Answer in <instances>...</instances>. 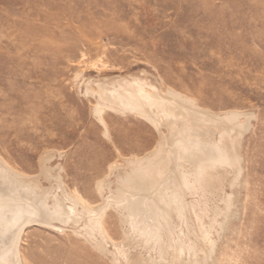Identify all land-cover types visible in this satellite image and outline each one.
Instances as JSON below:
<instances>
[{"label":"rangeland","instance_id":"rangeland-1","mask_svg":"<svg viewBox=\"0 0 264 264\" xmlns=\"http://www.w3.org/2000/svg\"><path fill=\"white\" fill-rule=\"evenodd\" d=\"M125 79L172 89L216 115L238 114L231 137L240 168L198 209L206 223L222 211L217 245L206 250L217 252L198 259L264 264V0H0V156L42 190L76 191L97 207L109 168L160 147L151 122L97 111L98 85ZM107 210L113 242L87 218L32 223L21 235V264H189L167 242L163 255L141 245L119 211ZM185 233L194 241V231Z\"/></svg>","mask_w":264,"mask_h":264},{"label":"bare ground","instance_id":"bare-ground-1","mask_svg":"<svg viewBox=\"0 0 264 264\" xmlns=\"http://www.w3.org/2000/svg\"><path fill=\"white\" fill-rule=\"evenodd\" d=\"M125 81L120 80L118 86L98 85L101 100L97 111L101 114L104 110H114L151 122L159 131L160 147L142 159L132 157L134 159L131 158L126 166L109 168L108 176L115 175L116 189L111 188L108 176V180L99 181L97 191L104 202L97 207L85 201L78 192L62 189L61 185L58 187L62 189L61 195L42 190L0 156V264L22 263L21 235L32 223L55 227V222L67 225L78 218H87L91 231H97L103 240L113 242L104 226L110 208L122 215L123 223L129 226L128 234L136 235L142 240L141 245L157 249L161 255L166 242L189 256V264H202L200 261L217 252H213L215 247L212 253L208 254L206 250L216 244L211 238L212 230L222 211L213 209L209 223H206L198 209L203 206L202 199L206 202L207 195L222 192L229 170L236 166L240 168L231 137L238 126V114L216 115L172 89L163 93L140 81L134 84ZM163 129L167 134L162 132ZM106 188L109 196L104 194ZM225 197L230 206L229 196L224 194ZM204 211L201 214L205 216L208 211ZM192 219L195 226L190 225ZM185 228L195 232L194 241L190 234L186 235ZM198 238L206 244L202 248ZM202 252L205 258L199 260L198 255Z\"/></svg>","mask_w":264,"mask_h":264}]
</instances>
